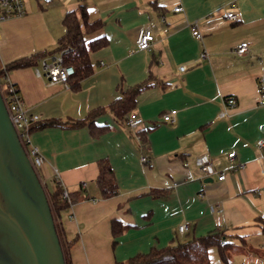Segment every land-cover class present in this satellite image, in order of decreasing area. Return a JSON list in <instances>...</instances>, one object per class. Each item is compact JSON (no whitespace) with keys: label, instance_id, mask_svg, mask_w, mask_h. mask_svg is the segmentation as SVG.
I'll use <instances>...</instances> for the list:
<instances>
[{"label":"crops","instance_id":"crops-1","mask_svg":"<svg viewBox=\"0 0 264 264\" xmlns=\"http://www.w3.org/2000/svg\"><path fill=\"white\" fill-rule=\"evenodd\" d=\"M24 4V15L0 22V69L54 48L66 30L63 18L70 11L79 16L81 6L89 22H100L85 41H106L89 53L91 74L74 85L51 83L44 74L43 61L57 54L7 72L27 111L52 122L30 130L43 157L38 171L44 185L53 190L55 178L66 190L84 184L80 200L60 217L64 237L73 240L71 264L126 262L215 230L223 233L225 258L212 246L211 264H264V0ZM178 4L182 9L174 11ZM229 10L235 19L225 16ZM193 23L202 32L199 39L191 33ZM142 26L154 34L148 50L135 44ZM241 41L250 45L240 55L235 47ZM147 79L132 104L143 124L128 128L110 103ZM99 108L92 123L72 126ZM172 109L173 121L164 122L162 115ZM201 154L217 174L225 172L224 179L196 166ZM103 162L115 176L110 197H102L96 183ZM183 221L188 228L180 233Z\"/></svg>","mask_w":264,"mask_h":264},{"label":"trees","instance_id":"trees-1","mask_svg":"<svg viewBox=\"0 0 264 264\" xmlns=\"http://www.w3.org/2000/svg\"><path fill=\"white\" fill-rule=\"evenodd\" d=\"M63 23L66 29L65 33L58 39L57 45L54 48L7 62L3 69H0V76L7 74L11 69L33 65L40 58L53 54H61L63 65L73 68V73L68 78V84L74 85L90 75L93 68L89 53L103 46L106 41L100 37L85 41L84 35L98 29L100 22H89L86 8L85 6H81L79 16L75 12L70 11L63 18ZM148 85L149 80L147 79L144 82L131 86L124 93L123 97H119L110 103V110L119 117V120L124 121L126 119L125 115L132 111L136 92ZM99 110L100 108L95 109L90 111L84 118L74 120L73 123L71 122L72 126L78 127L92 123V116ZM48 123L51 124L52 122L43 123L38 120L33 122L31 129ZM96 183L102 197L114 195L117 186L113 170L109 164L104 162L99 163V174ZM82 186L83 184H80L76 190H66L60 182L56 181L53 190L47 188L46 185L44 186L65 264H71L69 247L73 240H67L64 237L60 217L63 211L80 200L82 197ZM64 191H66V195ZM113 229H116L115 222H113ZM223 240V233L220 230H215L203 236H193L184 241H176L163 247H153L147 252L137 253L129 257L126 262L117 261L115 264H211L209 248L212 246L217 248L222 258H225Z\"/></svg>","mask_w":264,"mask_h":264},{"label":"water","instance_id":"water-1","mask_svg":"<svg viewBox=\"0 0 264 264\" xmlns=\"http://www.w3.org/2000/svg\"><path fill=\"white\" fill-rule=\"evenodd\" d=\"M0 264H65L45 187L0 94Z\"/></svg>","mask_w":264,"mask_h":264},{"label":"built area","instance_id":"built-area-1","mask_svg":"<svg viewBox=\"0 0 264 264\" xmlns=\"http://www.w3.org/2000/svg\"><path fill=\"white\" fill-rule=\"evenodd\" d=\"M182 7L178 4L174 6V11H180ZM26 13L24 0H0V22L8 18L22 16ZM225 16L228 19H235V14L229 10L226 12ZM192 35L199 39L202 37V32L199 30L196 24H191ZM154 41V34L150 27L142 26L137 32L135 39V44L138 49L148 50L151 48ZM250 42L241 41L235 47V52L237 54H244L248 51ZM205 53H202V57ZM61 54L55 55L50 62L43 61L44 74L49 79V82H59L68 86V78L73 73V68L71 66H65L62 63ZM186 67L184 65L179 66L180 71H184ZM37 74H41L37 70ZM261 90L264 92V86H261ZM0 94L2 96L3 102L7 109L11 123L17 133L19 141L23 146L28 158L35 171L40 177L38 167L43 162V157L40 154L38 148L33 145L30 141V130L33 122L39 120V116L36 114H30L25 108V104L15 85L11 83L7 74L0 76ZM226 103L230 106L235 104V99L230 97L226 99ZM176 114V110L172 109L162 115V120L164 122H172L173 117ZM125 126L128 128H136L143 124V119L134 111H131L124 120ZM264 144V140L260 141V145ZM234 152H229L228 157H234ZM142 162L147 161L146 157L141 158ZM195 164L200 168L205 174L212 175L217 174L210 158L206 154H201L195 157ZM225 177V172L219 171L217 174V179L222 180ZM41 179V177H40ZM56 182H58V179ZM42 181V180H41ZM43 185L44 182L42 181ZM84 185V184H83ZM45 186V185H44ZM66 195V191H64ZM188 228V222L183 221L178 226L177 229L180 233H184Z\"/></svg>","mask_w":264,"mask_h":264}]
</instances>
